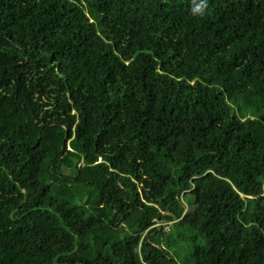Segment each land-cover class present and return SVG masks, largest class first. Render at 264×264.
<instances>
[{
    "label": "trees",
    "instance_id": "16d2710c",
    "mask_svg": "<svg viewBox=\"0 0 264 264\" xmlns=\"http://www.w3.org/2000/svg\"><path fill=\"white\" fill-rule=\"evenodd\" d=\"M0 264H264V0H0Z\"/></svg>",
    "mask_w": 264,
    "mask_h": 264
},
{
    "label": "rangeland",
    "instance_id": "374dc122",
    "mask_svg": "<svg viewBox=\"0 0 264 264\" xmlns=\"http://www.w3.org/2000/svg\"><path fill=\"white\" fill-rule=\"evenodd\" d=\"M110 164V166H111V163H109Z\"/></svg>",
    "mask_w": 264,
    "mask_h": 264
}]
</instances>
